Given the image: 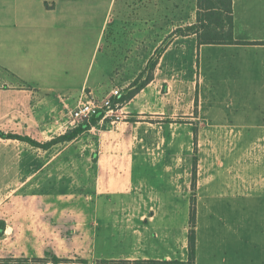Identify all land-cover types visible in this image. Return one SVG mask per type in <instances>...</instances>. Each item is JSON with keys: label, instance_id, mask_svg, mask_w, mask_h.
Returning <instances> with one entry per match:
<instances>
[{"label": "rangeland", "instance_id": "1", "mask_svg": "<svg viewBox=\"0 0 264 264\" xmlns=\"http://www.w3.org/2000/svg\"><path fill=\"white\" fill-rule=\"evenodd\" d=\"M175 2L176 15H161L153 56L146 62L144 54L143 67L124 62L113 72L128 76L115 84L117 99L151 81L127 102L114 99L107 122L47 151L0 139V264H51L53 256L60 264H88L94 230L126 214L114 205L140 197H154L160 206L175 201L181 221L183 205L194 196L196 264L255 261L264 238V194L255 189L264 182V125L256 124L264 118V100L243 97L251 94L258 69L233 72L230 79L206 76L201 86L195 40L180 36L195 23L196 0ZM1 90L0 128L40 143L69 129L83 94L100 100L109 93L101 87L42 102L33 94L11 109L15 95L7 86ZM15 122L21 128L10 131ZM100 161L110 172H103Z\"/></svg>", "mask_w": 264, "mask_h": 264}, {"label": "crops", "instance_id": "2", "mask_svg": "<svg viewBox=\"0 0 264 264\" xmlns=\"http://www.w3.org/2000/svg\"><path fill=\"white\" fill-rule=\"evenodd\" d=\"M175 10V0H0V94L7 86L15 95L12 109L24 106L33 94L42 102L41 97H78L101 87L110 93L128 78L113 74L124 62L143 67L144 54L147 62L159 49L161 15H176ZM232 17L234 41L264 42V0H232ZM180 36L195 40L201 86L206 76L230 79L233 72L238 76L254 66V87L243 98L264 100V45H198L195 35ZM263 119L256 124L264 125ZM20 124L7 128L15 131ZM100 166L110 172L107 163L100 161ZM255 189L264 194V182ZM176 206L175 201L160 206L154 197L114 205L126 214L94 230L88 264L186 262L190 203L183 205L181 221ZM256 246L258 256L251 264H264V238Z\"/></svg>", "mask_w": 264, "mask_h": 264}, {"label": "trees", "instance_id": "3", "mask_svg": "<svg viewBox=\"0 0 264 264\" xmlns=\"http://www.w3.org/2000/svg\"><path fill=\"white\" fill-rule=\"evenodd\" d=\"M186 34L196 36L198 45H264V42L259 43H240L233 39V17H232V0H197V15L195 23L189 26ZM151 81V77L143 81V83L133 92L119 97L118 103H124L131 100L139 90L144 88ZM103 117V113L99 112L89 122H84L75 128L68 129L64 134L59 135L50 141L40 143L31 137L20 136L13 133H4L0 131L1 140H16L27 145L47 151L57 145L71 143L76 141L82 135L88 133L95 127ZM105 122L106 119H104ZM96 163V155L93 156ZM195 175H193V188H195ZM189 230L187 234V261H144L136 262L134 264H196V248H197V210L195 196L190 200L189 211ZM5 231L4 222L0 221V238L3 237ZM51 264L62 263L61 259L53 256L51 257ZM15 264H42L43 259H23V261H15ZM86 264V263H84ZM102 264H113L111 262H102ZM117 264H128L126 262H118Z\"/></svg>", "mask_w": 264, "mask_h": 264}, {"label": "built area", "instance_id": "4", "mask_svg": "<svg viewBox=\"0 0 264 264\" xmlns=\"http://www.w3.org/2000/svg\"><path fill=\"white\" fill-rule=\"evenodd\" d=\"M119 91L118 88H115L100 100L83 94L75 109L71 112L69 129L75 128L84 122H89L99 112L103 113L101 121L106 119L111 112V107L114 105V99L119 95Z\"/></svg>", "mask_w": 264, "mask_h": 264}]
</instances>
